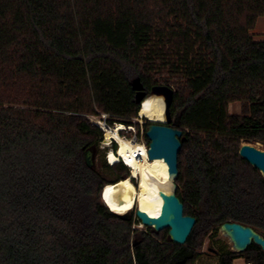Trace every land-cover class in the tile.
<instances>
[{
    "label": "trees",
    "instance_id": "obj_1",
    "mask_svg": "<svg viewBox=\"0 0 264 264\" xmlns=\"http://www.w3.org/2000/svg\"><path fill=\"white\" fill-rule=\"evenodd\" d=\"M261 17L264 0H0V264H195L226 223L264 237V178L239 155L264 145ZM136 78L177 86V196L197 220L183 246L111 212L86 164L104 137L89 116L137 127ZM238 258L264 251L218 264Z\"/></svg>",
    "mask_w": 264,
    "mask_h": 264
},
{
    "label": "water",
    "instance_id": "obj_2",
    "mask_svg": "<svg viewBox=\"0 0 264 264\" xmlns=\"http://www.w3.org/2000/svg\"><path fill=\"white\" fill-rule=\"evenodd\" d=\"M132 88L136 92V103L139 105H142L148 96L163 97L164 99L165 123L150 121V125L146 130V137L150 142L148 145V158L149 161L164 160L168 166L170 181L174 186L173 194L165 197L161 213L157 218H152L138 209H136V216L143 226L152 228L156 233L166 229L169 230L168 236L171 243L183 246L186 244L197 220L184 215V205L177 196L179 188L176 183L179 177L178 157L182 149L181 138L183 133L171 126L173 122L171 108L175 91L168 85H155L148 94L140 78L132 81ZM94 154L95 148H91L86 152L85 159L89 168H95ZM239 155L254 169L258 170L264 178V150L244 142L240 147ZM132 182L136 187L138 186L139 181L137 178L133 179ZM102 192L103 189L101 196ZM120 216L126 220L130 219L129 215ZM221 230L230 238L236 252H244L252 244L257 245L264 251V237L251 227L238 223H226L222 225Z\"/></svg>",
    "mask_w": 264,
    "mask_h": 264
},
{
    "label": "bare ground",
    "instance_id": "obj_3",
    "mask_svg": "<svg viewBox=\"0 0 264 264\" xmlns=\"http://www.w3.org/2000/svg\"><path fill=\"white\" fill-rule=\"evenodd\" d=\"M139 116L154 123H164L163 97L154 96L146 99L141 105ZM99 124L104 131V144L109 146L117 143L116 150L107 153L108 163L115 166L123 162L130 170L128 178L103 188L101 196L103 203L111 212L118 215H125L136 208L152 218H157L165 197L171 196L174 192L167 164L159 159L149 161L147 146L123 137L121 132L127 130L125 125L116 124L115 127H109L102 122ZM135 178L139 181L137 187L132 182Z\"/></svg>",
    "mask_w": 264,
    "mask_h": 264
},
{
    "label": "rangeland",
    "instance_id": "obj_4",
    "mask_svg": "<svg viewBox=\"0 0 264 264\" xmlns=\"http://www.w3.org/2000/svg\"><path fill=\"white\" fill-rule=\"evenodd\" d=\"M253 37L255 41H264V17H261L258 19L257 24L253 30ZM160 85L169 86V84H166V83H162ZM170 87H172L174 91L177 90L176 85H170ZM150 97H154V96H148V98ZM239 110H240L239 104H233L230 106V109H229L230 113H238ZM88 119L93 124L98 126L100 129L101 127H100L99 122L106 124L105 115L89 116ZM135 123L137 124V127H130V128H133V130H130L129 127L125 126L127 130L122 131L121 135L125 138L133 139L136 142L142 143L148 148V143L145 137V133L147 130V124L150 123V121L146 118H140V116H138V118L135 120ZM116 124L117 123H114L112 126L115 127ZM246 143H250L251 145L257 148L264 150V145L261 143H256V142H246ZM115 145L117 146V143H113L109 146L105 145L104 137H103V141L100 143L99 147L95 149V154H94L95 168L103 176V178L107 182L106 184H113V183L118 182L116 180V172L107 168V166H113V165H110L106 159L107 153L110 150H113ZM120 163H122L123 165L126 164V163L124 164L123 162H120ZM129 176H130V170H129ZM125 215H129L130 219H132L135 222V228L137 230L146 231L148 229L145 226H143L138 220L136 216V208H134L133 210H131ZM223 250L236 252L233 248V244L230 238L220 229L215 234L210 235L205 239L204 246L201 251V256L195 264H218L219 254ZM236 264H245V263L242 258H238L236 260Z\"/></svg>",
    "mask_w": 264,
    "mask_h": 264
},
{
    "label": "built area",
    "instance_id": "obj_5",
    "mask_svg": "<svg viewBox=\"0 0 264 264\" xmlns=\"http://www.w3.org/2000/svg\"><path fill=\"white\" fill-rule=\"evenodd\" d=\"M107 126H109L107 123H106ZM110 127V126H109ZM130 128V127H129ZM102 129V128H101ZM249 264V263H248Z\"/></svg>",
    "mask_w": 264,
    "mask_h": 264
}]
</instances>
